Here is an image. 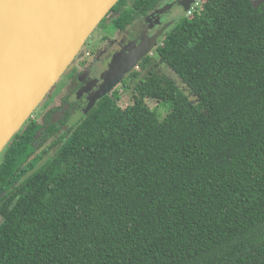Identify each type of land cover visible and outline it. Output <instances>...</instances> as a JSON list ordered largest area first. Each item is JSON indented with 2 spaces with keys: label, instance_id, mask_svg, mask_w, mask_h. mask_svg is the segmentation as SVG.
I'll use <instances>...</instances> for the list:
<instances>
[{
  "label": "trees",
  "instance_id": "obj_1",
  "mask_svg": "<svg viewBox=\"0 0 264 264\" xmlns=\"http://www.w3.org/2000/svg\"><path fill=\"white\" fill-rule=\"evenodd\" d=\"M140 69L85 114L72 68L1 153L0 264H264V0H201Z\"/></svg>",
  "mask_w": 264,
  "mask_h": 264
},
{
  "label": "water",
  "instance_id": "obj_2",
  "mask_svg": "<svg viewBox=\"0 0 264 264\" xmlns=\"http://www.w3.org/2000/svg\"><path fill=\"white\" fill-rule=\"evenodd\" d=\"M120 0H0V155L74 67L86 41ZM197 0H182L189 11ZM160 34L112 65L83 112L110 94Z\"/></svg>",
  "mask_w": 264,
  "mask_h": 264
},
{
  "label": "flooded vegetation",
  "instance_id": "obj_3",
  "mask_svg": "<svg viewBox=\"0 0 264 264\" xmlns=\"http://www.w3.org/2000/svg\"><path fill=\"white\" fill-rule=\"evenodd\" d=\"M181 1L182 0H160L155 8L139 17L132 25H129L124 30H120L114 25V21L121 13L119 10H116L117 13H112L111 18L109 16L106 20L102 21L98 27H103L105 30L102 29V31L107 32L102 38L104 43L101 47L99 46V39L95 42L96 44L92 43L91 38L96 32L95 30L84 45L85 48L91 49L85 57L86 60H83V52H80L74 63L73 68L76 70V76L71 80L72 82L69 84V89L72 87L73 89L75 88L74 96L76 97V100L82 102V105L85 107L88 103L89 97L95 94L102 83L100 80L103 72L102 70L111 69L112 65L119 64L121 57L136 50L142 43L153 36L160 34L154 49L148 54L154 55L157 47L162 44L165 34L182 18L192 14H189L188 11L185 10ZM199 1L201 0H197V2ZM107 20L109 23L108 27L105 28ZM118 55L120 57H118ZM90 58H93V61H97L90 64L92 62H89ZM141 61L131 72L141 70ZM89 71L95 73L98 72V75L92 76L89 74ZM130 73H128L117 86L120 84L124 86V81ZM52 105L53 104L50 106Z\"/></svg>",
  "mask_w": 264,
  "mask_h": 264
},
{
  "label": "rangeland",
  "instance_id": "obj_4",
  "mask_svg": "<svg viewBox=\"0 0 264 264\" xmlns=\"http://www.w3.org/2000/svg\"><path fill=\"white\" fill-rule=\"evenodd\" d=\"M261 0H253V2L255 3V4H259V2H260ZM110 18H111V16H110ZM108 20H107V22H106V25H105V28H107L108 27ZM104 24V23H103ZM102 24V25H103ZM102 29H104L103 27H97V29H96V32L93 34V36H92V43L93 44H96L95 42L96 41H98V39L100 40V43H99V46L101 47L102 46V44L104 43L103 41L104 40H102V38L105 36V34H107V32H104V31H102ZM105 30V29H104ZM112 34V33H111ZM105 44H106V42H105ZM90 48H83L82 50H81V52H83V60H86V56L88 55V53L90 52ZM118 57H120L119 55H118ZM117 57V58H118ZM85 58V59H84ZM90 61L89 62H91L90 64H93V63H95L97 60H94L93 61V58H90L89 59ZM87 62H88V60H87ZM160 68H161V70L165 73V74H167L170 78H172L180 87H183L184 85H183V82L181 81V79L177 76V74L172 70V69H170L166 64H161L160 65ZM110 70V69H109ZM109 70L108 69H106V70H102L103 72H102V74H101V84H103V82H104V77L106 76L105 74H107V72H109ZM101 72V71H100ZM89 74H91L92 76H96V75H98V72L97 73H95V72H90L89 71ZM103 75H105L104 77H103ZM67 75H65V76H63V78H61V81L57 84V86H56V88H55V91L53 92L54 94H53V97L55 96V93L61 88L60 86H63V84H65L66 83V79H67ZM65 78V79H64ZM99 80V81H100ZM128 81V82H130L131 80L130 79H125V81ZM116 89H118V90H120V92H121V100H120V105L123 107V108H125V107H127L128 105H130V104H132L133 102H134V99H133V95H134V93H133V90L132 89H128V88H125L123 85H119V86H117L116 87ZM115 89V90H116ZM114 91V90H113ZM53 97H50L49 96V98H46V100H45V102L36 110V112H38V111H40L41 109L43 110V106L46 104V103H48V102H50V100L51 99H53ZM57 101H58V99H57ZM59 104H60V100H59ZM59 104L58 105H55L56 107L57 106H59ZM148 104H149V106L150 107H152L153 109H155V110H157L158 111V113L161 115V117H164V116H166L168 113H169V111H170V105L169 104H167V103H165V102H160V101H157V100H154V99H148ZM53 106V105H52ZM59 115H60V113H57V114H55V119L57 118V117H59ZM77 117H73L72 119H71V121L72 122H76L77 120ZM71 122V123H72ZM50 142V141H49ZM41 163H43V162H40L39 164H41Z\"/></svg>",
  "mask_w": 264,
  "mask_h": 264
},
{
  "label": "built area",
  "instance_id": "obj_5",
  "mask_svg": "<svg viewBox=\"0 0 264 264\" xmlns=\"http://www.w3.org/2000/svg\"><path fill=\"white\" fill-rule=\"evenodd\" d=\"M200 2H201V1L196 2V3L192 6V8L188 11V13H189V14H190V13H193V12L195 11L196 7L199 6Z\"/></svg>",
  "mask_w": 264,
  "mask_h": 264
}]
</instances>
